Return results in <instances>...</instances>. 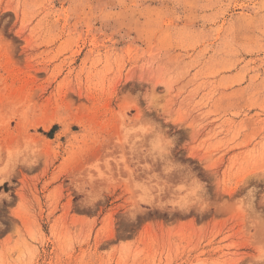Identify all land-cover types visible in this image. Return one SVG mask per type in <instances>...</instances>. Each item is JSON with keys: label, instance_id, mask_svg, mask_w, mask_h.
<instances>
[{"label": "rangeland", "instance_id": "rangeland-1", "mask_svg": "<svg viewBox=\"0 0 264 264\" xmlns=\"http://www.w3.org/2000/svg\"><path fill=\"white\" fill-rule=\"evenodd\" d=\"M0 264H264V0H0Z\"/></svg>", "mask_w": 264, "mask_h": 264}]
</instances>
